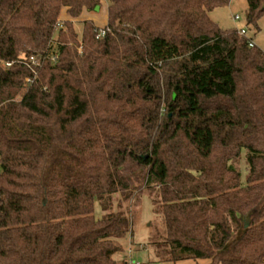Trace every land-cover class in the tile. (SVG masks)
<instances>
[{"label": "trees", "instance_id": "1", "mask_svg": "<svg viewBox=\"0 0 264 264\" xmlns=\"http://www.w3.org/2000/svg\"><path fill=\"white\" fill-rule=\"evenodd\" d=\"M103 1L0 0V264H128L113 198L151 188L161 261L264 264V50L210 19L231 0H107L79 35Z\"/></svg>", "mask_w": 264, "mask_h": 264}, {"label": "rangeland", "instance_id": "2", "mask_svg": "<svg viewBox=\"0 0 264 264\" xmlns=\"http://www.w3.org/2000/svg\"><path fill=\"white\" fill-rule=\"evenodd\" d=\"M109 2L104 0L98 10H84L81 16L74 19V27L80 35L85 20H92L97 26L103 27L107 22ZM247 1L231 0V2L222 7H217L209 14L210 19L218 24L222 29H241L247 28V36L253 39V42L264 50V16L259 20L258 26L248 24L247 21ZM238 16V18H236ZM68 18L64 9L61 13V20ZM240 167L243 171V181L245 182V155H242ZM158 196L156 189H146L141 195L139 202L135 200H121L119 195L114 196V209L119 205L128 211L133 220L132 232L128 233L121 241L123 250L115 254V259L126 261L128 264H206L208 260L187 259L176 262L161 261L158 258V250L153 245V241L163 233L162 216L153 211L152 201ZM95 217L101 219L104 212L99 203L95 204Z\"/></svg>", "mask_w": 264, "mask_h": 264}, {"label": "water", "instance_id": "3", "mask_svg": "<svg viewBox=\"0 0 264 264\" xmlns=\"http://www.w3.org/2000/svg\"><path fill=\"white\" fill-rule=\"evenodd\" d=\"M99 8H100V6H96L95 9L98 10ZM175 97H176V93L173 94V98H175ZM242 220L244 221L245 227H248L250 225V219L248 216L242 217Z\"/></svg>", "mask_w": 264, "mask_h": 264}, {"label": "built area", "instance_id": "4", "mask_svg": "<svg viewBox=\"0 0 264 264\" xmlns=\"http://www.w3.org/2000/svg\"><path fill=\"white\" fill-rule=\"evenodd\" d=\"M236 18H238V16H236ZM239 32L241 34H247V28L243 27V28L239 29ZM104 34H105V30H101L100 33H99V36H103ZM250 45H253V42L250 43Z\"/></svg>", "mask_w": 264, "mask_h": 264}]
</instances>
